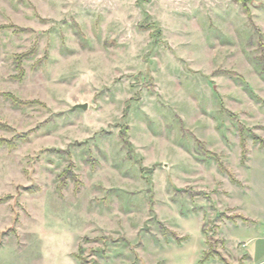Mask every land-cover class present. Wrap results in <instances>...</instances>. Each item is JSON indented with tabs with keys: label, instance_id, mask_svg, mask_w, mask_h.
I'll list each match as a JSON object with an SVG mask.
<instances>
[{
	"label": "rangeland",
	"instance_id": "374dc122",
	"mask_svg": "<svg viewBox=\"0 0 264 264\" xmlns=\"http://www.w3.org/2000/svg\"><path fill=\"white\" fill-rule=\"evenodd\" d=\"M263 55L264 0H0V264H264Z\"/></svg>",
	"mask_w": 264,
	"mask_h": 264
},
{
	"label": "trees",
	"instance_id": "16d2710c",
	"mask_svg": "<svg viewBox=\"0 0 264 264\" xmlns=\"http://www.w3.org/2000/svg\"><path fill=\"white\" fill-rule=\"evenodd\" d=\"M260 63L262 64L261 69H262V71L264 72V55H263V57L260 59ZM221 170H223V169H221ZM238 219L241 220V221L244 222V223L249 222V220H248L246 217H244L243 215L235 216L233 219H231V221H236V220H238ZM174 236H175V235H174ZM179 240H181V239H179ZM209 247H210V246H209ZM211 248H212V246L210 247V250H208V252H207L206 255H205V258H206V259H208L209 257L216 256V257H218L220 260H222L223 262H225L226 264H230V263L226 260V258H225L224 256H222L221 253H220L217 249H215V250H211Z\"/></svg>",
	"mask_w": 264,
	"mask_h": 264
},
{
	"label": "water",
	"instance_id": "95a60500",
	"mask_svg": "<svg viewBox=\"0 0 264 264\" xmlns=\"http://www.w3.org/2000/svg\"><path fill=\"white\" fill-rule=\"evenodd\" d=\"M78 108L85 110L88 108V105H86V104L85 105H76L73 107L74 110L78 109Z\"/></svg>",
	"mask_w": 264,
	"mask_h": 264
},
{
	"label": "crops",
	"instance_id": "0c3cea01",
	"mask_svg": "<svg viewBox=\"0 0 264 264\" xmlns=\"http://www.w3.org/2000/svg\"><path fill=\"white\" fill-rule=\"evenodd\" d=\"M245 257H248V255H244V258H245ZM241 258H243V256H242ZM245 259H246V258H245Z\"/></svg>",
	"mask_w": 264,
	"mask_h": 264
}]
</instances>
